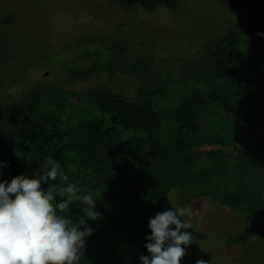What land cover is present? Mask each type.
I'll use <instances>...</instances> for the list:
<instances>
[{"label":"trees","instance_id":"trees-1","mask_svg":"<svg viewBox=\"0 0 264 264\" xmlns=\"http://www.w3.org/2000/svg\"><path fill=\"white\" fill-rule=\"evenodd\" d=\"M106 1L124 10L173 11L184 0ZM217 1L246 12L194 54L155 57L104 35L75 41L71 47L83 48L79 60L61 50L70 58L60 66L66 83L123 77L132 93L47 80L12 100L0 92V182L35 178L51 157L96 203L100 217L88 220L93 234L79 264H142L149 219L172 189L181 203L206 197L243 213L246 226L228 246L245 249L264 234V0ZM13 18L0 9V88L19 49L8 31ZM49 186L66 184L58 177L42 184ZM69 207L74 222L87 218L86 205Z\"/></svg>","mask_w":264,"mask_h":264},{"label":"rangeland","instance_id":"rangeland-1","mask_svg":"<svg viewBox=\"0 0 264 264\" xmlns=\"http://www.w3.org/2000/svg\"><path fill=\"white\" fill-rule=\"evenodd\" d=\"M0 9L13 14L8 31L19 44L16 58L7 63L1 77L0 92L6 100L17 98L30 83L41 84L44 80L74 88L102 83L121 86L125 93H132L127 78L123 77L110 80L95 75L66 83L60 66L70 58L61 50L68 48V56L79 60L83 48L71 45L84 35H104L112 41H122L138 53L148 52L155 57L194 54L203 42L217 38L232 19L246 12L226 8L217 0H184L173 11L124 10L109 5L106 0H0ZM128 30L131 35L126 34ZM144 38L149 40L144 42ZM181 207L193 208L191 228L205 235L189 246L183 245L186 255L182 258L203 259L208 264H264V234L250 238L245 249L226 244L229 236L246 226L241 211L206 197L181 203L178 193L172 189L160 203L157 214Z\"/></svg>","mask_w":264,"mask_h":264},{"label":"clouds","instance_id":"clouds-1","mask_svg":"<svg viewBox=\"0 0 264 264\" xmlns=\"http://www.w3.org/2000/svg\"><path fill=\"white\" fill-rule=\"evenodd\" d=\"M60 167L49 157L35 178L18 175L0 182V264H79L85 238L93 234L88 220H97L100 213L86 188L69 183ZM58 177L66 186L42 188ZM57 195L62 199L54 203ZM75 202L86 205L87 217L76 222L66 215ZM193 217V208L181 207L150 218L151 235L145 244L149 255L140 257L142 264H180L186 255L182 245L194 240L186 231ZM195 264L208 262L199 259Z\"/></svg>","mask_w":264,"mask_h":264}]
</instances>
